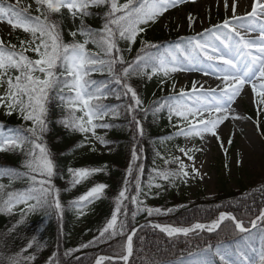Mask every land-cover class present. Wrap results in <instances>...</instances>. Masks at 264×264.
Returning <instances> with one entry per match:
<instances>
[{"label": "snow or ice", "instance_id": "6c2138e0", "mask_svg": "<svg viewBox=\"0 0 264 264\" xmlns=\"http://www.w3.org/2000/svg\"><path fill=\"white\" fill-rule=\"evenodd\" d=\"M186 2L188 0H125L120 4L118 0H55V2L54 0H35L38 6L37 11L45 9L47 15L42 13L33 16L30 13L31 5L22 6L21 0H16L15 4L9 3L7 6L3 0H0V20L31 33L33 38L31 41H21L20 51L16 50V45L6 44L0 39V86L5 84L7 86L5 93L0 95V107L7 109V115L16 111L24 121L31 122L30 127L10 130L7 134L0 133V151L24 150L26 145L29 146L28 159L24 163L27 171L4 170L0 171V177L4 175L13 178L26 177L30 181L29 186L22 191L5 192L6 186L0 184V212L10 214L14 207L23 204L26 206V212L53 207L62 217L63 206L59 199V190L55 189L52 184L56 165L43 139L47 131V105L52 93L60 89V99L65 101L68 111V115L61 122L73 131L85 134L91 132L101 144H107L108 142L103 137L95 135V129L97 127L109 128L112 125L95 124L93 121H103L110 113L113 116L118 113L102 103V99L106 96L101 87H94L97 81L88 79L92 72L107 70L112 80L122 88L123 95L130 96L134 101L127 108L132 114V123L135 125L137 136H143L144 129L136 113L141 112L146 116L151 111L155 115L163 109H167L170 120L175 115L187 122L186 127H178L175 135L195 136L201 139L206 133L216 135L217 126L229 118L232 111L231 105L245 85H250L257 97L258 110H264V24L257 26L254 23L245 22L248 17L256 16L264 20V0H253L252 11L245 16L236 15L237 0H233V15L221 24L213 25L205 29L203 33H197L196 36L181 38V43L177 44L174 49L164 48L161 51L160 44L142 41V47L136 56L131 60H125L118 46V40L129 42L127 51L130 53L131 44H134L137 36L146 30L149 22L155 23L158 17L169 8ZM224 4L227 8L228 0H224ZM101 5L108 6V11L105 13L106 22L101 29L94 32L93 29L85 26L83 17L91 15L89 8ZM64 8L73 18L77 15L81 17L80 27L70 32L73 37L71 43L63 41L59 23L50 19L51 14H59ZM188 19L190 25L195 22L191 15ZM253 32L258 35L252 36ZM78 34L84 37L82 42L75 39ZM37 40L39 43L36 42ZM89 42L96 45L102 54L89 51L86 47ZM29 48L36 53L37 59H31L25 55ZM12 71L19 74L13 76L10 74ZM197 71L203 76L214 77L220 83L215 87L205 88L204 83L194 80L190 89L181 87L177 91L176 82L172 79L173 75L180 72ZM35 73L40 75H35ZM138 76H145L147 79H152L153 76L162 77L161 86L172 80L171 89L175 94L166 98L163 104L156 101L150 108H144L136 89L130 83L131 78ZM104 87L106 88V85ZM65 89L68 90L67 94H64ZM116 98L120 99V96L117 95ZM76 111L82 112L83 115L76 116ZM84 117H87L86 121ZM189 117L196 122L192 123ZM233 118L238 117L233 116ZM2 127L0 125V128ZM193 150L179 148L181 153L193 161L191 175L194 178L200 173L194 165V157L191 155ZM138 159L137 151L133 148V163ZM173 162L178 164L176 170L154 169L156 176L169 183H174L176 180L186 181L190 176L186 170L187 166L179 157L165 160V164ZM68 171L72 175V183L75 186L103 169L69 168ZM138 172L142 174V166H138ZM132 174L133 168L130 165L127 175L131 177ZM135 179L136 192L130 199V202L136 205L135 211L131 214L133 220L142 211L148 216L164 215L173 211V209H168L164 212L159 208L141 207L144 202L140 197L147 194L142 192L139 175ZM152 186L150 183L149 189ZM154 186L162 187L161 184ZM106 187L105 184L94 185L88 192L78 197L73 202V206L82 215V209L99 199ZM129 191V180L125 179L124 187L116 197L111 218L100 230L99 236L94 237L87 244H82L81 248L107 242L113 237L126 234L129 223L128 209L124 201L129 200ZM30 201L34 203H29ZM26 212L21 209V219L18 223L24 222ZM225 221L234 222V227L240 233L250 232V228H246L244 222L238 220L230 212H221L219 217L210 224L196 223L191 227H175L151 222L141 225L140 228L132 226L126 234L124 254L118 258L116 264H119L121 260L127 264L134 251L133 237L144 227L160 229L168 237L180 235L187 237L198 230L216 232ZM249 223L251 228L259 226L264 231V210ZM27 247L31 248L32 243L30 242ZM211 247L212 245L209 244L208 248ZM74 251H79V249H70L65 255ZM217 255H219L221 264H232L219 252ZM30 259L34 260L35 257L32 256ZM106 259L111 258L100 257L96 260V264H102ZM7 264H21V260L17 257H8ZM49 264H59L55 254L49 258ZM247 264H264V250L255 260L248 259Z\"/></svg>", "mask_w": 264, "mask_h": 264}, {"label": "trees", "instance_id": "16d2710c", "mask_svg": "<svg viewBox=\"0 0 264 264\" xmlns=\"http://www.w3.org/2000/svg\"><path fill=\"white\" fill-rule=\"evenodd\" d=\"M29 2L35 5L31 8L34 16L42 13L47 15L45 9L37 11L38 6L35 0H29ZM118 2L122 4L125 0H118ZM88 11L91 15L83 17L85 26L90 27L94 32L101 29L106 22L105 13L108 11V6L91 7ZM50 19L59 23L63 41L71 43L73 37L70 32L76 31L80 27L81 17L78 15L76 25L72 26L69 14L64 8L59 14H51ZM175 37L172 28L144 31L137 36L136 44L140 50L142 41L162 44ZM75 39L82 42L84 37L78 34ZM21 41L26 40L22 36H17L9 43L16 45V50L20 51ZM125 41L127 40H118V46L122 47ZM86 47L91 52L101 53V50L91 42ZM25 55L31 59L38 58L31 48L25 52ZM10 74L15 76L19 73L12 71ZM35 75L40 74L35 73ZM158 77L153 76L152 79H147L145 76H138L130 80L144 108H150L156 101L163 104L162 90L156 89ZM88 79L97 81V85L94 87H101L102 90L105 88L104 85L107 88L111 82L112 89L117 88L120 96L124 97L122 88L112 80L107 70L92 72ZM67 93L68 90L65 89L64 94ZM60 95V89H57L52 93L47 105V131L44 133L43 139L55 161L56 173L52 178V184L55 189L59 190L63 215L59 216L53 207L38 208L33 212H26V206L23 204L14 207L10 214L0 212V264H7L8 257H17L21 260V264H49V258L54 254L59 264H93L98 254L114 257L123 255L126 234L139 221L154 219L176 225H190L196 221H211L219 212L229 211L237 219L243 220L246 226H249L248 221L258 216L264 207V184L250 190H223L215 197L203 196L195 201H190L186 195L177 190L179 180L169 183L156 176L154 169L176 170L178 168L175 162L165 164V159L170 155L171 150L177 147L173 134L177 125L176 116L173 115L170 120L167 109H163L155 115L149 111L146 116L137 112V119L141 121L144 129V135L137 136L135 125L132 123V114L127 108L129 104L134 103L129 96L125 99L123 110L119 116L112 118L108 115L103 121H93L95 124L112 125L106 134L98 131V127L95 129L96 136L103 137L113 145L110 150L105 151L99 149L94 143L95 136L91 132L85 134L73 131L61 122L68 115V111L65 101L60 99ZM114 100L115 96L109 95L102 99V103L110 105ZM6 112V108L0 107V125L3 126L0 131L31 126V122L24 121L18 112L14 111L11 115H7ZM75 114L76 116L83 115L80 111H76ZM84 119L86 121L87 117ZM28 148L29 146L26 145L24 150L0 151V170L27 171L24 163L28 159ZM133 148L136 149L139 157L135 163L132 161ZM130 165L133 168L131 177L127 175ZM138 166H142V174L138 172ZM69 168H100L103 171L96 172L73 186ZM138 175L142 192L147 194L140 197L144 202L141 207L159 208L164 212L173 209L172 212L148 216L146 212L142 211L136 215L134 220L132 219L131 214L135 211L136 205L132 204L130 199L132 195H135V178ZM125 179L129 180L130 189L129 200L124 201V205L128 209L129 223L126 234L113 237L107 242L81 248L82 244H87L94 237L99 236L100 230L111 218L115 199L124 187ZM29 183L30 181L26 177H10L0 181V184L6 186L5 192L22 191L29 186ZM150 183L153 185L151 189H149ZM97 184H105L107 187L99 199L87 204L82 209L83 214L81 215L73 206V202ZM156 184H161L162 187L157 188L154 186ZM49 200L51 201V197ZM29 203H34V201ZM21 209L25 210L26 215L24 222L18 223L21 219ZM259 235H262L264 240V231L259 226L249 233H240L232 222H224L216 232L197 231L187 237L177 236L174 238H169L151 227H144L137 232L134 238V251L130 264H153V262L154 264H177L178 259L185 256L195 260L200 255L208 253L217 255V252L221 253L223 246L229 244L227 239H236L237 237H241L239 239L245 243L246 249L250 250L258 244ZM230 241L236 242L237 240ZM30 242L32 247L28 248ZM209 244L212 245L211 248H208ZM25 249L26 251H23ZM70 249H79V251L65 255ZM32 256L35 257L34 260L30 259ZM77 257L80 259L77 260ZM103 264H116V261L106 260ZM119 264L121 263L119 262Z\"/></svg>", "mask_w": 264, "mask_h": 264}, {"label": "rangeland", "instance_id": "374dc122", "mask_svg": "<svg viewBox=\"0 0 264 264\" xmlns=\"http://www.w3.org/2000/svg\"><path fill=\"white\" fill-rule=\"evenodd\" d=\"M10 1L13 4L16 3V0ZM232 4L233 0H228V7L225 8L224 0H194V2L188 0L177 7L169 8L158 17L155 23L149 22L146 28L150 31L172 28L174 33L181 38L190 32L192 35L186 37L190 38L196 36L197 33H203L205 29L213 25L221 24L225 19H230L233 15ZM21 5L26 6V0H21ZM252 7L253 0H237L236 15L245 16L252 11ZM189 15L195 21L191 25ZM77 16L73 18L69 14L72 24L77 20ZM249 19H252V23L256 25L264 24V20L259 16L248 17L247 20ZM17 33L23 34L28 41L33 39L31 33L0 20V39H11ZM251 35L257 36L258 33L253 32ZM166 47L174 49L176 46L167 43ZM181 59H183L182 56ZM172 79L176 82L177 91L181 87L190 89L194 80L204 83L205 88L215 87L220 83L214 77L203 76L198 71L176 73ZM171 83L172 80L163 86L160 83V87L171 88ZM4 89L6 91V87ZM112 109L115 110L116 106ZM231 110L229 118L217 126L216 135L206 133L202 139L195 136L177 135L182 143L181 148L194 149L191 155L194 157L195 168L199 169L200 173L199 176L193 178L191 175L193 161L179 150L173 153L172 158L179 157L190 173L189 178L186 181L181 180L177 187L191 201L203 194L215 196L222 190H250L264 184V110H258L257 97L250 85L244 86L235 102L232 103ZM233 116L238 118H233ZM189 120H192V123L196 122L192 117H189ZM182 126L186 127L187 124ZM101 130L104 131V128L102 127ZM107 142V144H101L96 140V144L102 150H109L112 147V144ZM98 257L105 256L98 254Z\"/></svg>", "mask_w": 264, "mask_h": 264}, {"label": "bare ground", "instance_id": "6f19581e", "mask_svg": "<svg viewBox=\"0 0 264 264\" xmlns=\"http://www.w3.org/2000/svg\"><path fill=\"white\" fill-rule=\"evenodd\" d=\"M258 10H259V9H258ZM251 20H252V19H249V20H246L245 22H246V23H252ZM260 24H262V23L257 24V26L260 25Z\"/></svg>", "mask_w": 264, "mask_h": 264}]
</instances>
